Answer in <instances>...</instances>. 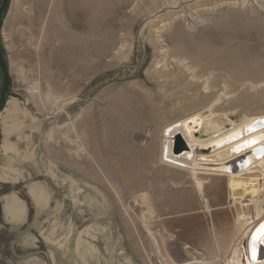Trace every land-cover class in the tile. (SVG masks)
<instances>
[{"label": "rangeland", "instance_id": "rangeland-1", "mask_svg": "<svg viewBox=\"0 0 264 264\" xmlns=\"http://www.w3.org/2000/svg\"><path fill=\"white\" fill-rule=\"evenodd\" d=\"M0 54V264H223L253 207L225 178L203 198L162 131L206 107L264 122V0H10Z\"/></svg>", "mask_w": 264, "mask_h": 264}, {"label": "bare ground", "instance_id": "bare-ground-1", "mask_svg": "<svg viewBox=\"0 0 264 264\" xmlns=\"http://www.w3.org/2000/svg\"><path fill=\"white\" fill-rule=\"evenodd\" d=\"M162 132L160 160L190 175L203 198L209 178H225L232 205L246 210L253 207V215L244 211L237 214L234 238L228 251L222 253V263L264 264V236L259 235L264 225V122L244 118L236 123L206 107L173 121ZM176 135L186 143L183 153L172 148ZM101 143L100 150L106 154L104 162H108L114 141L104 133ZM143 226L152 235L146 223ZM155 246L160 256L159 247ZM189 254L191 261L182 264H210L193 249H189ZM161 259L163 264H176L165 261L163 256Z\"/></svg>", "mask_w": 264, "mask_h": 264}, {"label": "water", "instance_id": "water-1", "mask_svg": "<svg viewBox=\"0 0 264 264\" xmlns=\"http://www.w3.org/2000/svg\"><path fill=\"white\" fill-rule=\"evenodd\" d=\"M10 0H2L0 3V40L2 35V27L5 19V9ZM0 73L2 76L3 86L0 92V112L4 109L7 103V97L10 90L11 79L9 75V69L0 54ZM186 143L181 136L176 135L173 140V149L178 153H183Z\"/></svg>", "mask_w": 264, "mask_h": 264}, {"label": "snow or ice", "instance_id": "snow-or-ice-1", "mask_svg": "<svg viewBox=\"0 0 264 264\" xmlns=\"http://www.w3.org/2000/svg\"><path fill=\"white\" fill-rule=\"evenodd\" d=\"M259 235L264 236V225H261V231H260ZM255 239H256V237H254V240ZM253 257L255 258V251L253 252Z\"/></svg>", "mask_w": 264, "mask_h": 264}]
</instances>
